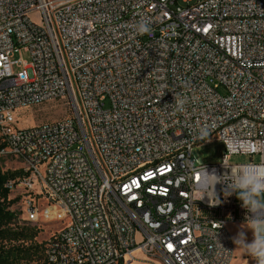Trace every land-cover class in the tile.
I'll return each instance as SVG.
<instances>
[{"label":"built area","instance_id":"2783aa9c","mask_svg":"<svg viewBox=\"0 0 264 264\" xmlns=\"http://www.w3.org/2000/svg\"><path fill=\"white\" fill-rule=\"evenodd\" d=\"M181 1L0 0V155L22 163L6 186L28 221L60 222L45 240L53 264H130L136 249L163 264L232 260L229 224L250 214L227 182L219 204L201 200L192 149L222 140L223 161L204 164L220 176L264 163V0ZM142 18L150 34L135 31ZM64 96L69 116L18 126V109Z\"/></svg>","mask_w":264,"mask_h":264},{"label":"rangeland","instance_id":"374dc122","mask_svg":"<svg viewBox=\"0 0 264 264\" xmlns=\"http://www.w3.org/2000/svg\"><path fill=\"white\" fill-rule=\"evenodd\" d=\"M179 4H184L179 0ZM31 18L38 24H43L41 20L40 11H34L31 14ZM16 57H20L17 54ZM28 54L23 53V58L28 59ZM68 98L66 96L48 100L39 104H34L25 108H20L15 112V117L18 120L19 127H32L44 122L62 119L69 116L70 110L67 104ZM226 153L225 143L217 138H212L208 141L202 142L195 145L192 149V155L197 158V161L203 162V164L220 163L223 161L224 154ZM231 163H246L250 161H260V156L254 154L250 156L248 154H233L229 157ZM0 168L3 171H14L22 168V163L19 159L10 155H0ZM15 202L13 209L17 213L13 220V227H27L37 230V236L35 241L38 244L45 243L48 236L55 230H57L61 224L60 222L54 221L52 223H35L30 222L26 219L23 211L22 194L20 190H13L10 193V198L18 197ZM229 230L232 234L233 240L240 233L244 234L245 242L250 243L253 240V233L248 228L247 222H231L229 224ZM235 249L230 264H254V260L250 257L245 249L241 246H237L234 243ZM44 247V246H43ZM135 259L130 264H163L162 261L155 257H149L143 252H134Z\"/></svg>","mask_w":264,"mask_h":264},{"label":"clouds","instance_id":"9594fccd","mask_svg":"<svg viewBox=\"0 0 264 264\" xmlns=\"http://www.w3.org/2000/svg\"><path fill=\"white\" fill-rule=\"evenodd\" d=\"M134 27L140 35L151 33L150 22L144 18L138 21ZM184 103L185 100L175 97V104L178 108H182ZM208 135L206 130H202L201 138ZM196 163L201 166L197 168L193 165L192 167L195 181L194 190L200 194L201 200L207 196L211 204V198L215 196L217 204H219L220 200L216 196L215 185L227 182V188L224 191L229 195L235 193L242 202V206L250 214L246 220L248 228L253 233V240L250 243L245 242L243 233L235 237L233 242L237 246L243 247L255 264H264V163L231 166L230 176L217 175L215 170L210 174L203 162L196 161Z\"/></svg>","mask_w":264,"mask_h":264},{"label":"trees","instance_id":"16d2710c","mask_svg":"<svg viewBox=\"0 0 264 264\" xmlns=\"http://www.w3.org/2000/svg\"><path fill=\"white\" fill-rule=\"evenodd\" d=\"M3 147L0 141V149ZM21 174L22 169L3 171L0 168V264H53L45 254V243L35 241L37 230L12 226L17 215L13 206L19 196L10 198L12 190L6 182Z\"/></svg>","mask_w":264,"mask_h":264},{"label":"crops","instance_id":"0c3cea01","mask_svg":"<svg viewBox=\"0 0 264 264\" xmlns=\"http://www.w3.org/2000/svg\"><path fill=\"white\" fill-rule=\"evenodd\" d=\"M137 251H138V252H142V251H140V250H138V249H136L134 252H137Z\"/></svg>","mask_w":264,"mask_h":264},{"label":"snow or ice","instance_id":"6c2138e0","mask_svg":"<svg viewBox=\"0 0 264 264\" xmlns=\"http://www.w3.org/2000/svg\"><path fill=\"white\" fill-rule=\"evenodd\" d=\"M168 247H169V249H171L172 248V245H168Z\"/></svg>","mask_w":264,"mask_h":264}]
</instances>
